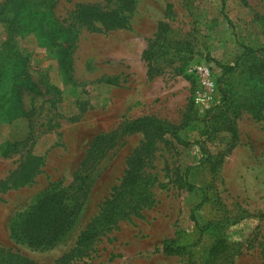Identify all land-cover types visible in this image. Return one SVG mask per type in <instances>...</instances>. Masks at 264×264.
I'll list each match as a JSON object with an SVG mask.
<instances>
[{"label":"rangeland","instance_id":"1","mask_svg":"<svg viewBox=\"0 0 264 264\" xmlns=\"http://www.w3.org/2000/svg\"><path fill=\"white\" fill-rule=\"evenodd\" d=\"M223 1L222 9V0H133L121 28L97 23L73 37H49L30 27L15 37L41 93L23 97L30 124L27 118L0 123V183L27 156L39 161V170L24 186L0 188L1 246L36 264H207L210 247L223 237L234 245L232 256L218 255L214 264H264V69H257L264 60V0ZM28 2L68 24L79 5L110 10L120 0ZM160 22L169 30L153 62L158 74L148 78L142 53ZM5 37L0 24V44ZM246 49L256 55L236 67ZM140 116L174 126L192 119L143 159L149 206L93 237L87 252L63 259L140 150L141 133L124 135L96 165L64 238L44 246L11 237L14 217L38 194L69 185L93 138ZM229 121L238 134L230 151ZM183 178L194 188H181ZM166 242L181 253L163 252Z\"/></svg>","mask_w":264,"mask_h":264},{"label":"trees","instance_id":"2","mask_svg":"<svg viewBox=\"0 0 264 264\" xmlns=\"http://www.w3.org/2000/svg\"><path fill=\"white\" fill-rule=\"evenodd\" d=\"M223 6L224 1L222 0V9ZM133 9V0H120L119 6L110 10H105L98 5L82 4L73 11L71 22L65 24L52 14L48 15L44 11L34 10L29 6L28 0H4L0 4V24L4 26L6 32V37L0 44V123H11L19 118H27L30 124L31 117L24 108L23 97L28 94L41 93L38 83L28 71V60L19 55L14 46L15 37L30 27H36L41 35L49 37L59 35V33L66 37H73L77 34L79 27L94 30L98 28L97 23L104 29L121 28L125 26L127 15ZM168 30V24L160 22L153 39L142 53V58L148 63V78H153L158 74V69L153 62L162 52L161 43L165 40ZM255 55V50L246 49L243 56L244 62L235 63L236 67L248 63L247 61L252 60L248 57ZM259 62L257 69H264V60ZM234 69L229 68V70ZM224 94L227 95V93ZM191 120V117L187 116L180 126H174L153 116H140L123 122L114 132L96 136L88 145L69 185L59 188L51 186L38 194L25 211L14 217L10 229L11 237L16 241L21 240L32 245L39 243L44 246L64 238L73 218L88 196L92 173L114 144L113 140L124 135L141 133L144 141L139 152L130 157L127 163L128 169L122 181L104 201L99 214L86 226L72 251L63 259L69 260L87 252L93 237L107 230L110 225H115L120 219L128 218L130 214L138 215L140 209L151 204L150 188L152 185L149 181L150 175L144 170L143 159L152 151L156 141L163 139L166 135L176 138L177 132L186 127ZM225 129L231 135L230 151L237 144L238 134L231 121L227 122ZM29 140L32 138L28 137L22 144ZM18 144L20 143L14 146ZM223 155L221 153V156ZM38 170L39 161L27 156L10 177L0 183V188L24 186L31 182ZM180 187L185 190L194 188L186 178L181 179ZM192 220L195 221L193 215ZM233 246L223 237H219L208 251L207 264H214V259L218 255L231 258L232 255L228 254L234 248ZM181 251L182 248L173 247L169 242L164 243L163 252L166 254H179ZM0 264L36 263L30 257L0 245Z\"/></svg>","mask_w":264,"mask_h":264}]
</instances>
